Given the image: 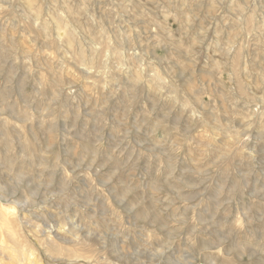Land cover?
<instances>
[{
	"label": "rangeland",
	"instance_id": "obj_1",
	"mask_svg": "<svg viewBox=\"0 0 264 264\" xmlns=\"http://www.w3.org/2000/svg\"><path fill=\"white\" fill-rule=\"evenodd\" d=\"M0 264H264V0H0Z\"/></svg>",
	"mask_w": 264,
	"mask_h": 264
},
{
	"label": "bare ground",
	"instance_id": "obj_2",
	"mask_svg": "<svg viewBox=\"0 0 264 264\" xmlns=\"http://www.w3.org/2000/svg\"><path fill=\"white\" fill-rule=\"evenodd\" d=\"M59 34H60V33H59ZM90 56H91V55H90ZM90 56H89V57H90ZM89 59H90V58H89ZM92 63H93V62H92ZM1 215H2V214H1ZM4 218H5V216H4ZM21 221H22V220H21ZM24 222H25V221H24ZM30 225H31V224H30ZM8 229H9V228H8ZM34 230H35V229H34ZM10 231H11V230H10ZM65 250H66V249H65ZM63 251H64V250H63Z\"/></svg>",
	"mask_w": 264,
	"mask_h": 264
}]
</instances>
